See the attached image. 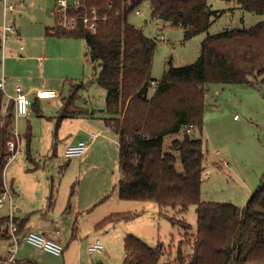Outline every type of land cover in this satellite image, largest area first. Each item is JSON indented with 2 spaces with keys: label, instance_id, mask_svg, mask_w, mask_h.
Instances as JSON below:
<instances>
[{
  "label": "trees",
  "instance_id": "16d2710c",
  "mask_svg": "<svg viewBox=\"0 0 264 264\" xmlns=\"http://www.w3.org/2000/svg\"><path fill=\"white\" fill-rule=\"evenodd\" d=\"M145 1L150 2L154 19L182 28L185 40L206 31L221 14L209 0H81V6L71 14L80 19L96 15L95 30L86 28L82 20L74 30L47 29V34L85 39L96 70L92 79L71 83L59 119L87 111L75 104L80 89L92 82L103 87L106 111L111 115L106 120L118 135L119 197L153 201L161 216L185 229L176 256L164 261L170 245L159 242L150 246L136 235H127L122 264H264V173L244 206L203 201L206 152L202 137H192L193 132H202L207 82L264 85V21L249 28L226 27L208 34L201 41L196 61L171 66L156 80L152 68L158 39L128 20ZM226 1H237L243 10L264 13V0ZM152 82H156L154 90ZM4 100L0 90V197L6 191L5 168L14 154L8 145L15 125L14 102ZM180 133L183 136L177 135ZM170 135L177 136L165 142ZM26 136L27 154L32 158L30 125ZM48 198L52 202L53 192ZM190 205L195 206L197 215L194 233L188 231L190 225L184 218L175 217ZM138 214L114 212L97 227L131 220ZM25 223L26 219L18 222V235ZM0 240L11 241L8 217L1 209ZM184 246L189 247V253Z\"/></svg>",
  "mask_w": 264,
  "mask_h": 264
},
{
  "label": "rangeland",
  "instance_id": "374dc122",
  "mask_svg": "<svg viewBox=\"0 0 264 264\" xmlns=\"http://www.w3.org/2000/svg\"><path fill=\"white\" fill-rule=\"evenodd\" d=\"M74 1L76 0H69V3L73 4ZM15 3L20 9L17 15L8 9L3 11L0 5V21L2 19L3 22L5 15L8 23L13 24L15 17V29L20 31L19 36L8 37V47L6 46L4 50L0 48V77L2 67L6 66L5 75L13 79V85L18 80L22 88L29 87V85L39 86L44 83L42 75L44 71L48 73L50 66L46 64L41 69L37 63L23 65L15 61V58L26 55V35H39L47 26H54L55 5L52 6V0H45V2L44 0H26L27 8L23 9V4L20 5L18 1ZM10 4L8 2V5ZM209 4L213 9L221 10V14L213 18L211 26L206 31L188 40L184 39L182 28L154 19L151 16V4L148 1L136 8L140 10V14L135 13L136 9L129 14L128 20L131 23L141 27L148 36L158 39L153 54L152 77L154 79L160 80L171 66L178 67L196 61L200 53L201 41L208 34L217 33L227 26L249 28L259 21H264V13L243 10L237 1L209 0ZM12 38L16 40L12 41ZM33 38L37 40V37H28L30 40ZM82 65L78 79H91L94 68L90 60ZM53 82L56 87L53 89L59 95L55 98L44 99L41 107L42 111L47 114L57 113V116L50 122L39 117L35 110L31 109L28 118L33 134L32 158L28 157L26 152V138L24 137L27 127L26 118L17 120L21 150L5 168V181L12 194L14 208L30 213L35 207L38 209V216L46 217L55 212L58 218L62 217L65 221H69L67 218L71 215L76 220L77 207L79 206L82 211L88 200L102 191L100 199L107 195L106 202L96 207L93 212L80 215L75 224L77 230L80 228L82 236L87 235L80 251L83 263H87L91 258L93 264H101V262L102 264H120L125 250L123 238L119 240L118 236H114L117 232L136 235L150 246H155L161 241L167 247L173 242L169 249L165 247L167 254L162 261L174 258L178 240L183 237L185 229L179 223L173 224L167 217L160 216L159 206L155 202L126 200L118 195L116 180L120 173L119 148L117 134L114 130H105L104 121L96 119L92 123L94 128L87 131L83 128L79 129L78 119H70L65 121L61 128L58 126V139L56 138V125L59 123V115L62 112L58 111L62 101L60 96L68 93L69 85L65 84L63 79L59 82L54 78ZM204 90L205 109L202 132L192 133L194 138L202 137L206 152L201 199L232 202L244 206L256 190L264 173V85L207 82ZM105 94L106 90L95 82L87 89L79 90L78 104L102 112V109H106ZM91 131H101V135L98 141L92 143L89 154L78 158H66L64 156L65 145L71 139H82L89 144L90 136L88 135ZM177 135L183 136L181 133ZM174 136H167L165 142H170ZM54 142L55 149L52 147ZM223 160L226 162H222ZM11 182H13V189H11ZM51 192H53V200L49 202L48 197ZM66 202H71V204L64 208ZM101 210L106 211V214L112 211H131L139 212V214L131 220L124 221L125 223L123 221L116 223L114 228L110 225L106 229H95L94 225L97 220L93 216L99 214ZM1 212L7 214V208H2ZM174 214L171 212V215ZM175 217L184 218L190 225L188 229L190 233L196 231L197 215L194 205H190L183 214H176ZM96 239H100L104 244L103 253L90 254L88 245ZM6 244L5 240H0V254H5ZM27 246L28 250L38 249L32 245ZM72 246L63 251L68 257ZM184 249L186 253L190 252L188 246H184ZM17 251L14 255L15 260H19ZM10 254H12L11 251ZM45 259L47 264H63L62 255L52 254L46 256ZM1 260L2 263L5 262ZM14 264L17 263L14 262Z\"/></svg>",
  "mask_w": 264,
  "mask_h": 264
},
{
  "label": "crops",
  "instance_id": "0c3cea01",
  "mask_svg": "<svg viewBox=\"0 0 264 264\" xmlns=\"http://www.w3.org/2000/svg\"><path fill=\"white\" fill-rule=\"evenodd\" d=\"M18 1L20 3V5H24L23 9L27 8V4H26V0H0V5L2 6L3 11H5V9H8V2L11 3L10 5H15L16 6V15L17 13L20 11L18 7V4H16L15 2ZM49 1V0H46ZM51 1V0H50ZM45 2V0H44ZM56 0H52V6L55 5ZM9 10V9H8ZM53 13V12H52ZM54 14V13H53ZM2 22V19L0 21V26H5L6 31H5V41L2 43V35L0 32V48L1 50H4L6 48V46L8 47L9 42H8V37H10L11 35H15V36H19L20 31L19 29H15L16 25V19L15 17L13 18V24L12 23H8L7 18L5 19V15H4V20ZM170 25V24H169ZM54 26H56V17L54 18ZM52 26V27H54ZM228 27V26H227ZM51 28V26H47L42 34L39 35H26L25 39H26V43H27V47H26V51L25 54L26 55H21L19 58H15V61L17 62H21L23 63V65H29L28 63H37L39 68L43 69L46 64L50 66V69L48 70V73L46 74L44 71V75H42V79L44 81V83H41V85L39 86H32L29 85V87L24 86L23 89L24 91L30 95H32V105L33 102L34 106L32 107V110H39L40 114L39 117H42L48 121L51 122V120L57 116L56 114H47L46 112L42 111V102L44 101V99H39L36 97V91L41 89V88H47V89H53L56 88L53 85V81L54 78H56L59 82H61V80L63 79V82L69 85L68 88V93L66 95H62L60 97L61 98V108L58 111H61L62 106L64 105L66 99L68 98L69 92H70V88H71V83H79L81 81H87V79H81L79 80V70L81 67H83V63L87 62L88 60H90V63L92 64V67L94 68V73H95V63L92 61L91 57H90V53H89V47L87 45V42L85 41V39L83 38H75V37H70V36H55L53 34H47V29ZM230 28V27H229ZM28 37H37L33 38L32 40L28 39ZM12 41H15L16 38H12ZM3 45V46H2ZM4 47V48H3ZM25 49V48H24ZM46 61V63H45ZM94 73L91 77V79L94 76ZM2 74H6V66L2 67ZM9 74V73H8ZM31 76V75H28ZM8 83L5 87L6 93H4L2 90V92L4 93V99H6L5 101L8 102L10 101L9 99V94L11 96H13L15 94V88H16V84H18V80L17 83H15V85H13V79L8 78ZM24 80V79H23ZM90 80V79H89ZM95 82H92L91 84H93ZM50 84V85H49ZM45 86H49V87H45ZM89 86V85H88ZM88 88V87H87ZM85 88V89H87ZM79 99H76V106H79L81 108H84L85 111L82 114H75V115H71V116H67V117H63L61 119H59V123L56 125V138L58 139V132L57 129L59 130L58 126H60V128L62 127V124L70 119H78V121H80L79 123V129L83 128L84 130H92L93 127V122L94 120L98 119V120H102L104 121L105 124V130L107 129H112V126L108 123L109 121L106 120V118L111 117V115L105 110L102 109V112H97L95 108H87L84 107L82 105L78 104ZM210 108V107H209ZM19 118H26V130L24 133V137L26 138V146H27V136L26 133L28 131V126H31V122L29 116H19L17 117V119L15 120V125H17V120ZM234 118H236V116H234ZM113 130V129H112ZM95 132V131H91ZM99 133V135H101V131H97ZM115 132V131H114ZM31 133H32V126H31ZM91 133L88 135L90 136V140H89V148L87 150V152L85 153V156H87L89 154L90 151V147L92 145V143L98 141L99 135L96 138H93L91 136ZM20 134V133H19ZM33 135V134H32ZM177 135H175L174 137H176ZM32 137H30V145H29V150L31 153V141H32ZM82 139H71L69 141V143L67 145H65V148L73 143H76L77 141H80ZM117 140H118V135H117ZM19 144H20V140H19ZM118 144V141H117ZM53 149L56 148V144L55 142L52 145ZM64 148V150H65ZM21 150V149H20ZM26 152H27V148H26ZM222 162H226L225 160H223ZM120 179V173L119 176L116 180V184L118 183ZM6 182V181H5ZM6 184V183H5ZM12 184V188L13 189V182H11ZM6 188L7 184H6ZM96 190V189H95ZM102 194V191H100L98 193V195H95L91 200H88V203H86L84 209L81 211L80 207L78 206L76 211H75V219H73L72 215L67 218L69 221H65L63 220L62 217H59L56 215L55 212H52L51 214L47 215L46 217H43L42 215L38 216L39 214L37 213L38 209H34L28 213V212H23L22 209L17 208L16 210V217L18 222H20L23 219H26V223L24 224V227L22 228V231L19 234V237L21 238L20 241V247L17 251V255L19 256V260H15L11 263L14 264H27V263H33V264H47L45 257L52 255L51 253L38 248L36 249V251L34 250H28L27 249V245H30L29 243H27L26 241H24L22 239V236L29 230H38L41 231L44 236H46L47 238H51L54 237V235H56V237L59 239L60 243H62L64 245V251H66L67 248H71V254L68 257L67 255H65V252H63L62 256H63V264H93V261L91 258L88 259L87 263H83L82 261V255L80 253L82 245H83V241L84 238H86V234L84 236H82L81 234V230L80 228L77 230V226H75L76 221L78 220L80 215L86 214V213H91L95 210L96 207H98L99 205H102L103 203L106 202L107 195L105 197H103L102 199H100V196ZM14 204V202H13ZM71 202H66L64 205V208H67L68 206H70ZM117 212V211H115ZM111 213H114L113 211ZM108 213L106 214V211L101 210V212L99 214H95V220H97V222L94 225L95 229H106L107 227H109L111 225V227H116L115 224L122 222H113L110 224H107L105 227L102 228H98L97 227V223L99 221H101L104 217H106L107 215L111 214ZM105 214V215H104ZM158 214L160 215V213L158 212ZM154 215V214H153ZM161 216V215H160ZM164 217V216H162ZM97 218V219H96ZM100 218V219H99ZM94 220V219H93ZM124 222V221H123ZM125 223V222H124ZM113 225V226H112ZM183 235V234H182ZM114 236H118V239L120 240V238H123V245H124V239L127 236L125 233H120L117 232L116 234H114ZM123 236V237H122ZM174 239V237L172 238V240ZM180 240V239H179ZM178 240V241H179ZM4 241V240H3ZM7 242L6 246H7V250L5 252V254H0V258L3 260H6L9 258L10 256V246H11V241L5 240ZM161 242V241H159ZM158 242V243H159ZM169 245H173V242L170 243ZM168 245V246H169ZM89 246V245H88ZM167 246V247H168ZM33 247V245H32ZM35 247V246H34ZM126 256V253H124V255L122 256V261H120L122 264L123 260ZM164 258V257H163ZM102 264V262H101Z\"/></svg>",
  "mask_w": 264,
  "mask_h": 264
},
{
  "label": "built area",
  "instance_id": "2783aa9c",
  "mask_svg": "<svg viewBox=\"0 0 264 264\" xmlns=\"http://www.w3.org/2000/svg\"><path fill=\"white\" fill-rule=\"evenodd\" d=\"M6 2V0H5ZM81 6V0H76L72 3H69V0H56L55 8H54V14L56 17V26L60 29H64L66 31L74 30L78 27L80 20H82L83 24L86 28L90 30H95L96 23L94 22L97 18L96 15L90 16V15H84V17H81V19L77 16H74L71 14L72 9H77ZM8 9L15 12L16 6L15 5H9ZM93 14H95V10L93 9L91 11ZM136 14H140V10H135ZM5 26L0 27L1 37H2V43L5 41ZM163 38V36H161ZM8 77L4 74L0 77V90H2L4 93H6L5 87L8 83ZM156 82H152V89H155ZM59 94L54 89H47V88H41L36 91V97L39 99H49V98H55ZM9 99L13 100L14 102V115L15 120L19 116H30L31 109H32V99L30 98L29 94H27L24 89L19 85L16 84L15 88V94L11 96L9 94ZM99 135L98 132H92L91 136L93 138H96ZM20 135L17 133V126L14 125L12 130V138L8 142V145L11 150L14 151V154L10 158L13 159L16 154L20 151L19 147V140ZM89 148V144L83 140L77 141L76 143L68 145L64 150V156L68 159L71 158H78L85 155ZM6 207L7 208V217H8V228L11 235V246L10 251L12 254H10L9 258L6 259V261L3 264H11L14 261V255L18 249V246L20 244L21 238L17 234L18 230V220L16 217V210L14 208L13 204V197L8 188H6V191L4 194L0 197V209ZM22 239L26 241L27 243L41 248L53 255H62L64 251V245L60 243L59 239L54 235V237L47 238L44 236V234L41 231L38 230H29L27 231L23 236ZM104 250V244L100 239H96L93 243H91L88 246V252L90 254L94 253H103Z\"/></svg>",
  "mask_w": 264,
  "mask_h": 264
}]
</instances>
